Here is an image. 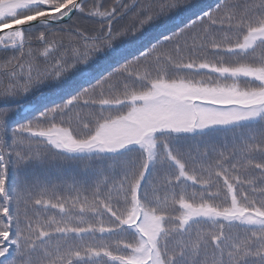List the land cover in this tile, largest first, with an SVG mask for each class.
<instances>
[{"label": "snow or ice", "instance_id": "1", "mask_svg": "<svg viewBox=\"0 0 264 264\" xmlns=\"http://www.w3.org/2000/svg\"><path fill=\"white\" fill-rule=\"evenodd\" d=\"M138 3L0 0V264H264V0Z\"/></svg>", "mask_w": 264, "mask_h": 264}, {"label": "trees", "instance_id": "2", "mask_svg": "<svg viewBox=\"0 0 264 264\" xmlns=\"http://www.w3.org/2000/svg\"><path fill=\"white\" fill-rule=\"evenodd\" d=\"M89 3L92 2V0H88ZM113 2V0H105L106 4H111ZM126 2L131 3L132 0H126ZM149 0H139L138 3V7L141 5H144L146 3H148ZM190 2V8L189 10L184 13L182 16L177 17L176 19L172 20L169 22L168 24V28L169 31H175L176 28L178 27H182L183 24L181 23V20H183V23H187V21L189 19L194 18V16L192 15V13H194L195 15H199L201 10H207V6L209 5H214V3L216 2V0H189ZM135 12V9H133L131 12L128 13L127 16H125L124 20L120 21V24H124L127 23L130 18L132 17L133 13ZM97 23L91 19H88L86 16H81L78 13H74L72 15V19L71 20H67L66 22L62 23V24H58V25H53V31L49 33V39H52L53 36L59 37V36H64L65 40V46L68 45V41L69 38L76 40L78 39L75 36L74 32L71 33H61V32H57L55 31V29L64 27V28H72V29H76L79 28L80 30H88L89 32H91V30L94 27H97ZM38 32H34L32 33V35H37ZM164 34H168V33H164ZM155 33L152 34V36H154ZM152 36H147L145 38V43L147 46H150V43L153 42L152 41ZM159 38V37H156ZM36 47H40L39 45H37ZM164 47H171V45H164ZM137 53L135 51H132L131 54H129L128 51H119L115 54H112L111 56L107 57L105 60L100 61L97 64H93L90 65L87 69V72L89 74V76L91 77V79L89 80V83H84L83 80L77 76L73 79V81L66 86V88L69 89H74L75 91H79L80 88L83 87H89L90 84H95L97 80H99L102 76H106L108 73L112 72L113 69L117 68L120 64L124 63L125 60L127 59H131L133 56H135ZM12 53L11 52H3L0 51V56H11ZM55 55V54H54ZM45 93H47V89L44 90ZM34 95H36V93H34ZM29 99H31V97H29ZM55 98L53 97H49L46 101H42L39 102L37 105V108L40 109L43 106V103L47 102L49 105L53 102ZM18 102V101H17ZM17 102H10L7 106L9 107H15V103ZM55 102H58V100H56ZM3 104H0V107H3ZM91 109H85V111H90ZM32 115H35V113H32ZM28 117H24L23 119H27ZM16 122H23V120L17 121L16 119L13 120V126ZM44 151H48L49 152V156H53L54 150H49V149H44ZM259 159V158H258ZM60 166V161L57 160L55 165H53V167H58ZM71 171H68L66 173V175L71 176Z\"/></svg>", "mask_w": 264, "mask_h": 264}, {"label": "water", "instance_id": "3", "mask_svg": "<svg viewBox=\"0 0 264 264\" xmlns=\"http://www.w3.org/2000/svg\"><path fill=\"white\" fill-rule=\"evenodd\" d=\"M73 14H74V13H73ZM67 20H68V19L64 20L62 23L66 22ZM62 23H61V24H62Z\"/></svg>", "mask_w": 264, "mask_h": 264}]
</instances>
